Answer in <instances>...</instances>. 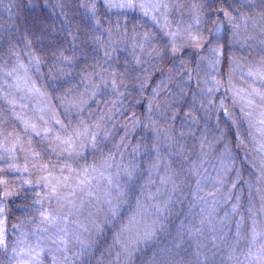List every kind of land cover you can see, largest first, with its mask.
<instances>
[{"label":"clouds","instance_id":"clouds-1","mask_svg":"<svg viewBox=\"0 0 264 264\" xmlns=\"http://www.w3.org/2000/svg\"><path fill=\"white\" fill-rule=\"evenodd\" d=\"M81 3L0 0V65L11 66L10 50L18 52L65 130L88 126L90 134L96 133L95 146L89 144L78 157L47 153L48 158L77 168L105 160L110 165L93 182L95 197L86 198L79 215L83 227L69 225L68 234L41 224V206L29 203L42 186L34 183L6 199L0 264H16L14 249L27 246L19 243L21 231L31 243L43 238L42 264H52V234L66 235L74 264H264V137L233 96L235 89L264 91V80L248 75L249 68L264 67V0H162L169 5L166 16L163 6L151 7L152 0H117L114 6L95 0V17ZM233 24L240 25L238 31ZM86 35L91 39L85 43ZM193 35L199 37L195 45ZM61 50L77 57L65 65L72 71L62 79L52 74L55 65L63 64ZM33 54L40 56L39 66L30 63ZM96 61L103 63L105 75L115 72L118 89L101 84L82 108H71L69 101L84 87L81 65ZM10 84L0 73L3 93L13 91ZM16 98L28 105L27 115L38 116L34 101L21 100L20 93ZM256 103L264 110V100L257 97ZM0 117V123L24 134L3 100ZM165 133L172 139L166 140ZM33 140L41 145L42 138ZM225 145L232 166L220 184ZM157 151L158 170L152 167ZM213 200L217 204L210 216ZM233 204L239 205L235 211ZM181 225H192L195 235ZM72 231L87 242L83 255H74L81 245Z\"/></svg>","mask_w":264,"mask_h":264},{"label":"snow or ice","instance_id":"snow-or-ice-1","mask_svg":"<svg viewBox=\"0 0 264 264\" xmlns=\"http://www.w3.org/2000/svg\"><path fill=\"white\" fill-rule=\"evenodd\" d=\"M105 2L109 6H114L117 0H105ZM161 6L165 9L166 16L169 5L167 3L162 4V0H152L151 7L153 9H159ZM81 7H86L87 11L95 17L97 10L95 0H82ZM193 7L196 6L193 5ZM147 10L145 8V11ZM96 22L99 23L98 21ZM167 24L168 21L165 18V26ZM239 27V24H233V28L237 31ZM190 38L194 45L197 44L199 40L198 36L193 35ZM88 39H91V37L86 35L84 42L86 43ZM100 39L99 36L95 37L96 41H100ZM101 47L103 48L104 45H101ZM10 51L11 55L15 57V60L11 66L0 65V73L10 78L11 84L9 88L13 89V91L3 93V90L0 89V93H3L0 94V100H3L10 106L15 120L19 122L24 134L16 131L14 126H7L6 122L0 123V162H3V167H0V247H4L6 243L3 236L4 225L7 224L5 215L6 206L4 205L6 199L16 197L21 188H31L34 183L38 188L42 186V191L35 193L37 198L29 203L41 206V224L55 228L56 233L62 232L68 234L69 225H75L76 228L83 227L80 224L79 215L84 208L86 198L95 197V193L92 190L93 182L97 180L98 175H103L101 170L103 167L110 166L107 160L103 161L99 166L93 164L91 167L79 168L74 167L70 161H64L59 164L50 161L47 153H53L58 157L64 154H67L69 157H78L81 151L88 147L89 144L93 147L95 146L96 133L92 132L90 134L88 126L77 127L72 131H66L65 126L57 118L50 104L48 93L38 87L32 78L29 65L23 62L18 52L15 50ZM105 55H109L107 50H105ZM58 58L63 61V64L55 65L52 74L54 78L59 74V78L62 79L65 75H70L72 71V69L66 68L65 65H72L77 57L75 54L65 55L63 50H61L58 52ZM40 62V56L33 54L30 57V63L32 65L39 66ZM106 72L107 70L100 61L81 65L79 75L84 87L77 96L69 101L70 107L73 109L82 108L87 103V97L95 96L101 84L106 85L111 83L114 90L118 89L115 72H109L105 75ZM248 75L253 79L258 78L264 80V67L249 68ZM156 91L154 89V92ZM16 93H20L21 100L27 99L34 101L32 111L38 114L37 117L26 114L25 109H27L28 105L20 104L16 98ZM233 96L240 102L242 112L248 118L250 124L264 137V110H258V107L261 106H258L256 103L257 97L264 100V91L257 88H253L251 92L243 89H235ZM17 106H19L20 111H16ZM225 115H228L227 110H225ZM0 120H3V117H0ZM53 123L59 127V131L52 126ZM136 123L139 122L137 121ZM95 127L99 128L101 125L97 123ZM33 137L42 138L40 146L35 144ZM164 137L166 140L172 139L168 133H165ZM203 139H206V137ZM201 147H204L203 142L201 143ZM208 147L211 150H215V143L209 142ZM137 148H139V145ZM261 148L264 149V144H261ZM231 156L230 147L225 145L219 157L221 167L217 182L220 184L224 183L228 172L231 171ZM161 163L162 160L157 151V156L152 167L158 170ZM57 168L59 169L58 171ZM108 179L109 183H111L110 177ZM171 179L172 177L169 176L168 180ZM15 181H22V184H18ZM162 182H164L163 178ZM207 195L213 196L215 193L209 192ZM196 198L203 199L204 197L199 196ZM261 199H264V197H261ZM106 202L111 204L110 199ZM216 204L217 201L213 200L209 211L210 216L215 214ZM23 206L24 202H21V207ZM238 207V204H233V211ZM200 223H203V221H200ZM95 227L98 232L102 231L101 225L96 224ZM184 227H187L190 236L195 235L192 231V225H181V228ZM237 228V234H239V225ZM42 231L47 232L48 228H44ZM151 234L150 229L146 230L145 237H150ZM71 235L81 245V251L74 255H83L87 248V242L80 238L79 232L77 231H72ZM26 237L27 233L21 231L19 243L21 245L27 243V246H22L18 250L14 249L17 257L16 264H42L41 258L47 247V245L42 243L43 238L37 239L35 243H31L26 241ZM48 238L56 245L55 250L48 249L52 264H74L69 254L66 235L52 234Z\"/></svg>","mask_w":264,"mask_h":264}]
</instances>
